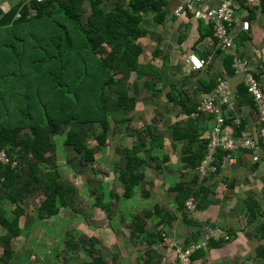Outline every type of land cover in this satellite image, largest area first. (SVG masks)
<instances>
[{"label":"trees","instance_id":"trees-1","mask_svg":"<svg viewBox=\"0 0 264 264\" xmlns=\"http://www.w3.org/2000/svg\"><path fill=\"white\" fill-rule=\"evenodd\" d=\"M4 2H9V7L3 6ZM85 2L0 0V156L6 157V161L0 159V264H24L31 257L35 246H30L31 222L41 224L62 210L74 208L78 188L62 168L72 172L87 168L100 180L104 172L95 168L101 161L98 155H104L115 140L121 139L116 152L126 164L119 170L118 179L124 198L129 199L145 180L141 167L147 162V151H151L150 161L157 163V170L158 164L162 168L163 162L170 161V153L163 150L165 138L157 127L166 112L158 108L162 96L170 107L181 108L179 118L167 127L172 150L177 151L181 144L183 179L170 189L178 194L177 205L190 212L186 208L189 200L211 193L205 186L197 191L202 181L217 173L203 179L200 172L212 140L205 134L207 113L193 114L203 101L174 82L166 86L163 80L160 83L161 68L170 64L171 56L162 48L164 36L158 27H165L171 14L179 16L175 13L179 1L117 0L111 8L102 7L101 0H89V5ZM183 10L191 13L187 7ZM147 15L153 24L150 27L144 24ZM198 31L199 40L218 38L212 21L206 23L200 18ZM148 37L155 47L152 58L144 61L141 40ZM240 37L238 42L243 44L247 37ZM225 50L222 46L218 49L222 54ZM235 56L234 52L226 56L231 73H235ZM158 58L161 65L155 63ZM200 83L202 91L211 93L218 80L200 78ZM144 92L150 93L154 105L149 116L142 115L140 107L139 96ZM235 95L238 110L250 103L256 111L253 97L242 82ZM225 116L226 126H234L240 136L244 124L235 123L233 113ZM127 129L132 131L126 133ZM124 133L132 145L123 144L127 140L122 138ZM63 146L71 156L63 155ZM160 149L161 157L157 154ZM261 150L264 156V145ZM232 153L218 150V173ZM192 170L196 177L184 179L185 172ZM100 191L99 185L93 195ZM247 200V209L253 206L251 214L260 221L262 231L263 213L254 200ZM29 205L34 210L31 221L21 224ZM95 207L108 212L99 196ZM162 242H166L165 237Z\"/></svg>","mask_w":264,"mask_h":264},{"label":"crops","instance_id":"crops-1","mask_svg":"<svg viewBox=\"0 0 264 264\" xmlns=\"http://www.w3.org/2000/svg\"><path fill=\"white\" fill-rule=\"evenodd\" d=\"M224 1L202 0L201 5L207 10L221 6ZM116 2L117 0H101V6L111 8ZM233 2L236 19V25L233 26L237 49L235 52L223 46L218 33L217 39L207 36L199 40L200 17H196L193 12L188 13L186 10L179 16L172 17L171 14L167 18L165 27H161L163 40L168 36L172 39L173 36L174 44L169 51L163 48L171 56L170 64L161 68L163 86L174 82L179 89L192 92L201 102L214 91L211 93L202 91L200 78L210 82L218 80L215 89L221 79H226L237 92L241 82L240 75L237 74L238 54L250 64L264 90L263 1L233 0ZM85 4L89 5V0H86ZM2 5L9 7V2ZM204 20L206 23L210 21ZM244 20L249 21L248 30L242 28ZM149 23L151 24V18L147 15L144 24L150 27ZM169 29L174 30L171 35L169 32H166L167 34L163 32ZM245 35L247 37L245 42L243 44L238 42V39L242 38L240 36ZM181 36H184V39L179 42ZM220 46L226 49V54L218 51ZM231 51L236 55L233 58L235 73H231L226 66V56L232 53ZM191 52L206 59L205 68L194 70L189 66L187 55ZM177 55L178 57L180 55V61L186 59V65L173 61L175 57L177 59ZM151 101L149 98L139 99L142 115H150L154 107ZM159 104L161 107L158 108L166 112L161 114L162 118L161 121L159 119L157 127L158 132L165 138L166 147L163 150L170 153V161L163 162L162 168L161 164H158L160 170H157L159 169L157 163L150 161L151 151H147L144 157L147 162L141 167L142 173L146 176L145 180L129 199L124 198V189L118 179L119 170L126 164V160L116 152L121 139L115 140L106 153L99 156L101 161L95 168L104 172L100 180H96L94 172L87 168L81 171L73 170L74 172L62 168L67 179L77 186L78 198L72 210H62L57 217L41 224L31 222L33 242L30 246H35L32 248L31 257L28 256L24 264H179L170 242L183 249L203 245L204 248L196 254V259L194 258L195 264H264V228L262 231L259 230L260 221L255 220L251 214L253 206L248 211L246 203L249 198L254 200L264 217L262 150L259 151L257 162L252 160L251 150L240 149L233 152L226 158L220 173L218 170V174L208 178L206 182L202 181L197 187L198 192L205 186L211 189V193L205 198V193L194 196L192 199L195 200L196 208L193 212H186L184 207L177 205L178 194L170 191L183 179L181 177L183 163L181 144L177 151L172 150L168 137L171 131L167 127L179 118L181 108L170 107L165 96L161 97ZM168 107L175 111L168 113L167 110L170 109ZM223 112L230 117L231 113L235 114L234 122L244 124L240 136L256 135L259 121L250 103L240 105L239 110L224 106ZM206 116L205 134L211 136L216 116L214 114ZM228 129L236 133L234 126L229 125ZM131 131L127 129L126 133ZM126 133L122 135V138L127 139L123 144L130 146L132 139L126 138ZM163 150L157 151L159 157L162 156ZM109 152L112 156L108 155ZM194 177L195 170L185 172L184 179L192 180ZM99 185L101 191L98 195H93V190ZM98 196L108 206V212L95 207ZM217 231L229 240L210 239V235ZM164 237L169 243L162 242Z\"/></svg>","mask_w":264,"mask_h":264},{"label":"built area","instance_id":"built-area-1","mask_svg":"<svg viewBox=\"0 0 264 264\" xmlns=\"http://www.w3.org/2000/svg\"><path fill=\"white\" fill-rule=\"evenodd\" d=\"M179 5L175 9V13L181 15L185 7L194 13L196 17L208 19L213 21L221 43L227 49L236 51V43L234 42L233 26L236 25V19L233 9V0H225L221 6L215 8L204 9L200 0H178ZM242 28L248 30L249 21H242ZM237 74L240 75L241 82L246 87L247 91L252 95L256 107V118L259 121V126L256 130L255 136H235L230 132L226 126V116L223 112L224 106L238 109V101L236 100L235 90L231 83L226 79H221L218 87L214 90L208 98H205L202 104L198 107L194 115L200 112L207 114H214L216 116V123L211 133L210 153L205 159L201 167V175L203 179L209 177L211 174L218 171L216 165V156L219 149L235 152L240 149L251 150L253 152L252 160L257 162L259 160V151L261 145H264V90L261 87L260 81L257 79L250 64L240 58L237 54ZM189 66L194 70H201L206 67L207 61L194 52L188 54ZM5 155L1 154L0 159L6 161ZM188 211L193 212L196 208L195 200H189L186 204ZM212 240L224 239L229 240L228 237L222 235L221 232H213L210 235ZM209 239V240H210ZM169 243V241H166ZM170 247L175 250L179 264H195L194 257L204 247L192 246L189 249H183L176 243L170 242Z\"/></svg>","mask_w":264,"mask_h":264},{"label":"rangeland","instance_id":"rangeland-1","mask_svg":"<svg viewBox=\"0 0 264 264\" xmlns=\"http://www.w3.org/2000/svg\"><path fill=\"white\" fill-rule=\"evenodd\" d=\"M206 20H208V19H206ZM150 21V20H149ZM150 24V23H149ZM153 24H150V26H152ZM161 27L162 26H159L158 27V30L161 32ZM168 32H169V35H171L172 33H173V29H169V30H167ZM167 32V33H168ZM166 33V34H167ZM167 39H165V40H163V42L165 41V43H164V45H162L163 47L162 48H166V50L167 51H169V50H171L170 49V47H171V45L172 44H174L173 42H174V40H173V36H172V39H171V37L170 36H168V37H166ZM169 40L171 41V42H169ZM142 42H143V45H144V49H145V52H144V55L142 56V60H144V61H149L152 57H150L151 56V52H152V50H153V48L155 47V42L151 39V38H143L142 40H141ZM165 46V47H164ZM174 54H175V52H173ZM177 54H180V53H178L177 52ZM188 56V55H187ZM179 58H180V55H179V57H178V55H177V59H176V57L173 59V61H176V63L178 64L179 62V64L180 65H186L185 63H186V59H185V61H183V63H182V61H180L179 60ZM172 61V62H173ZM155 63H157V64H159V65H161V59L160 58H158V59H156L155 60ZM183 69V68H182ZM160 83H161V80H160ZM143 98H149V99H151V96H150V93L148 94L147 92H144L142 95H140L139 96V99H143ZM159 102H161V98H160V101ZM150 110H151V108H150ZM136 115H138V114H136ZM138 116H140V115H138ZM136 119H138V118H136ZM141 119V118H140ZM59 145L61 146V143H59ZM62 153H63V155L65 154V157L69 154L70 156L72 155L71 154V151H68L67 149H66V147H64L63 146V148H62ZM109 156H112V155H110V152H109V154H108ZM99 156H101V154H99L98 155V157ZM63 161V159H61V162ZM61 165H62V163H61ZM91 171V170H90ZM27 208H28V211H26V212H28V215L27 216H24V217H22L21 218V223L23 224V222H25V221H31V218H32V216H33V214L32 213H34V210H33V207H32V205H29V206H27ZM24 257V255H19V258H23Z\"/></svg>","mask_w":264,"mask_h":264}]
</instances>
